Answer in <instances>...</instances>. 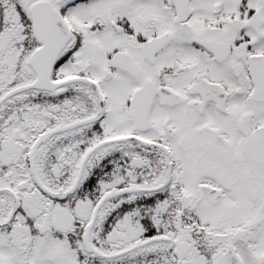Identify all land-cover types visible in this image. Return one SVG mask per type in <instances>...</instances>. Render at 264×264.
Listing matches in <instances>:
<instances>
[{
    "label": "snow or ice",
    "instance_id": "1",
    "mask_svg": "<svg viewBox=\"0 0 264 264\" xmlns=\"http://www.w3.org/2000/svg\"><path fill=\"white\" fill-rule=\"evenodd\" d=\"M0 264H264V0H0Z\"/></svg>",
    "mask_w": 264,
    "mask_h": 264
}]
</instances>
